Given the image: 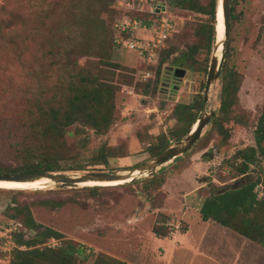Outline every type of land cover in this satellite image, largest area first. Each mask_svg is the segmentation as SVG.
<instances>
[{
    "label": "rangeland",
    "instance_id": "obj_1",
    "mask_svg": "<svg viewBox=\"0 0 264 264\" xmlns=\"http://www.w3.org/2000/svg\"><path fill=\"white\" fill-rule=\"evenodd\" d=\"M93 1L0 0V115L18 114L24 97L37 89L33 76L38 69L43 70L44 84L48 85V92L53 93L57 71L45 66L53 59L51 50L70 42L69 35L77 32L86 9L94 4ZM129 1L133 0H115L114 16L103 15L111 30L114 31L116 18L134 13L126 5ZM212 1L195 0L194 7L190 3L168 1L167 15L176 24V31L165 49L173 46L178 52L169 57L160 72L159 63L157 66L149 65L137 50L114 46L111 59L120 67L116 69L115 76L120 86L116 95L115 122L103 136L80 125L71 126L67 140L73 143L88 135L91 136V147L107 141L111 146L122 148V152L119 157L110 158L106 165H92L85 170L65 173L76 176L84 171L128 169L156 157L148 148L158 142L159 134H166L171 145L187 136L175 138L180 120L174 109L179 103L194 102L198 94L204 96L210 66L208 71L199 70V66L206 64L205 53L196 55L195 66L198 69L195 71L184 63H175L174 59L198 41L196 27L210 16L202 8L208 10ZM236 13V20L230 22L229 43L234 52L230 62L244 74L239 92V112L249 119V126L236 125L230 140L225 141L212 120L199 141L179 159L161 166L154 175L146 173L140 176L136 182L99 187L97 194L80 189L86 186H53L23 192L0 188V264H11L15 244L9 229L22 221L11 218L18 203L30 205L38 222L63 232L68 239L81 245L85 251L77 264H95L98 257L113 263L125 261L129 264L186 261L182 243L190 230L189 224L192 231L201 237L200 248L206 246V238L215 239L210 244L211 250H208L213 252L215 260L210 255L208 258L213 261L207 260V264H264V248L260 243L233 234L228 240L225 227L215 222L203 224L200 221L199 207L211 190L210 183L224 186L238 179L231 156L237 149L254 143V127L264 108V0H240ZM139 33L147 37L151 35L147 31ZM224 40L225 36L219 38L218 34V43L211 58L216 47L221 51L219 45ZM80 62L85 64L88 58L82 57ZM171 66L184 67L186 75L172 82L168 76ZM147 71L152 73L149 79L144 78ZM147 83H150V88L144 93L142 89ZM220 93L221 81L218 80L212 86L207 106L195 107L194 112L201 116L214 108L218 115ZM0 159L10 168L21 164L4 152L0 153ZM250 172L264 180V158L259 166L253 165ZM45 199L64 200L66 203L61 208L51 209L40 204ZM156 228L161 234L156 233ZM61 244L60 241L56 247ZM225 249L227 251L224 252Z\"/></svg>",
    "mask_w": 264,
    "mask_h": 264
},
{
    "label": "trees",
    "instance_id": "obj_2",
    "mask_svg": "<svg viewBox=\"0 0 264 264\" xmlns=\"http://www.w3.org/2000/svg\"><path fill=\"white\" fill-rule=\"evenodd\" d=\"M115 0H94L83 15L82 24L76 33L69 35L68 44L51 50L53 59L46 67L57 71L54 78L53 93L50 94L43 70L38 69L33 76L37 86L32 95L21 101L18 114L0 115V153L12 155L21 164L10 168L0 159V174H21L33 172H62L85 170L92 165H106L110 158L119 157L122 148L111 146L107 141L97 147L90 146L88 135L78 138L73 143L67 140L69 128L80 125L83 129L92 130L96 135L107 134L116 119V95L120 86L115 80L119 65L113 62L112 52L116 44V30L108 24L107 18L114 16ZM165 1V0H164ZM189 2L193 7L195 0H166ZM240 0H232L231 20H236V6ZM96 6L100 7L99 10ZM218 6V9H217ZM217 0H213L207 11L210 16L196 27L198 41L182 50L174 59L175 63H184L195 71L196 55L205 53L206 64L199 66L200 71H208L211 55L218 38ZM133 13L131 15H136ZM115 19L114 23L116 22ZM74 35V36H73ZM115 43V44H114ZM178 50L173 46L163 49L160 54L158 71L167 63L169 57ZM234 55L228 41L227 55L220 75L221 93L218 115L213 119L214 125L221 131L222 139L229 141L236 125L249 126V119L240 110L239 92L244 81V74L231 64ZM88 58L82 64L80 58ZM151 66H157L152 65ZM46 76V75H45ZM56 87V90H55ZM206 87V84H205ZM150 83L142 89L148 92ZM52 89V87H51ZM194 102L179 103L174 109L180 120V129L175 138L188 135L198 116L194 109L202 108L203 94H198ZM15 117H18L16 120ZM253 144L237 149L231 156L238 179L224 186L210 183V191L203 198L199 207L204 221H216L229 227L241 235L264 246V196H260L257 187L264 180L260 176L250 174L252 166L260 165L264 158V108L259 115L253 131ZM171 146L166 134H159V140L148 149L158 156ZM181 157V156H180ZM180 157L175 158L179 159ZM138 181V180H137ZM136 182V181H135ZM106 185L86 186L92 194H97ZM23 192L21 189H4ZM77 203V200H73ZM64 200H41L40 204L51 209L61 208ZM11 218H20L23 225L11 231L15 244L11 264H77L84 249L80 244L51 227L38 222L30 205L17 204L15 214ZM30 231H36L32 234ZM156 233L161 234L156 228ZM55 238L63 244L49 247L46 243ZM95 264H129L125 261L112 262L98 257Z\"/></svg>",
    "mask_w": 264,
    "mask_h": 264
},
{
    "label": "water",
    "instance_id": "obj_3",
    "mask_svg": "<svg viewBox=\"0 0 264 264\" xmlns=\"http://www.w3.org/2000/svg\"><path fill=\"white\" fill-rule=\"evenodd\" d=\"M231 3L232 0H222L223 12H224V36L225 40L223 42V50L221 57L216 55V52L211 58L209 72L206 81L205 93H204V107L207 106L210 101V91L213 84L220 79L223 64L227 55L228 41L230 37V22H231ZM189 4V2H187ZM218 43V38L216 46ZM218 47L215 48L217 51ZM174 73L176 79H182L187 70L182 67H169L168 75L170 76ZM216 109L210 108V111L203 112L194 126L197 124L196 128L191 129L189 134L182 140L178 141L176 144L171 145L161 154L156 156L152 161L139 164L128 169L121 170H111V171H84L79 175H70L62 172H33V173H21V174H0V181H16V182H35L43 178H48L53 182V186L58 188H78L81 183L86 181H115L123 180L126 183H132L140 178V176L149 173L154 175L158 168L165 165L166 163L174 160L177 157L189 152L192 147L199 141L202 137L204 129L212 122L216 117ZM125 183V184H126ZM52 186V187H53Z\"/></svg>",
    "mask_w": 264,
    "mask_h": 264
},
{
    "label": "built area",
    "instance_id": "obj_4",
    "mask_svg": "<svg viewBox=\"0 0 264 264\" xmlns=\"http://www.w3.org/2000/svg\"><path fill=\"white\" fill-rule=\"evenodd\" d=\"M129 11H134L136 15L124 14L117 18L114 23L116 30V44L122 48L135 49L140 56L148 63L157 65L160 54L167 46V41L176 31V24L167 15V1L165 0H133L126 3ZM139 31L151 32L149 37L138 34ZM152 76L151 71L144 75L145 79ZM260 196H264V185L260 184L257 189ZM19 226H17V225ZM9 230L14 231L22 227L16 223ZM60 240L51 238L46 245L56 247Z\"/></svg>",
    "mask_w": 264,
    "mask_h": 264
},
{
    "label": "crops",
    "instance_id": "obj_5",
    "mask_svg": "<svg viewBox=\"0 0 264 264\" xmlns=\"http://www.w3.org/2000/svg\"><path fill=\"white\" fill-rule=\"evenodd\" d=\"M200 221L203 224H208L209 222H215V223L218 224V222L212 221V220L204 221L201 218V215H200ZM220 225H222V224H220ZM222 226L225 227L228 230V231H225L224 232L225 235H228V240H230V238H231V235L230 234L240 236L243 239H249V238L241 235L240 233H238L237 231H235V230H233V229H231L229 227H226L224 225H222ZM188 228L190 230L185 234V237L186 238H185V240H183V243H182V245L185 247L183 249H184V251L186 253V261L182 259L180 263H179V260H178L176 262H173L172 264H186V263L187 264H190V263H194V264H196V263H198V264L204 263V264H207V260H209V261L212 260V259L208 258L210 255H211V257L213 259L215 258V257L212 256V253L213 252L212 251H208V250H211L210 244L213 243L215 241V239L214 240H208L206 238V241H207L206 246H203V248H200L201 237L196 234L197 233L196 231H192L191 224H189V227ZM189 235H190V237H189ZM249 240H251V239H249ZM251 241H253V240H251ZM253 242H255V241H253ZM255 243H257V242H255ZM228 244H230L232 246V243L231 242H228ZM262 247L264 248V246H262ZM224 248H225V246H224ZM216 249H218V248H216ZM225 251H227V250L225 249L224 252ZM199 253H203L204 256L203 255L200 256ZM202 259H203V261H200ZM204 260H206V261H204ZM213 263L218 264L216 262H213Z\"/></svg>",
    "mask_w": 264,
    "mask_h": 264
},
{
    "label": "bare ground",
    "instance_id": "obj_6",
    "mask_svg": "<svg viewBox=\"0 0 264 264\" xmlns=\"http://www.w3.org/2000/svg\"><path fill=\"white\" fill-rule=\"evenodd\" d=\"M220 6L217 14V30L219 34V38L224 37V12L222 0L219 1ZM220 50L217 49L216 55L221 57V53L223 50V44L220 43ZM197 124L194 126L196 128ZM127 181L123 180H115V181H86L81 183V186H96V185H112L118 183H124ZM53 182L48 178H43L41 180L35 182H16V181H0V188L3 189H21V190H34V189H42L47 187H52Z\"/></svg>",
    "mask_w": 264,
    "mask_h": 264
},
{
    "label": "flooded vegetation",
    "instance_id": "obj_7",
    "mask_svg": "<svg viewBox=\"0 0 264 264\" xmlns=\"http://www.w3.org/2000/svg\"><path fill=\"white\" fill-rule=\"evenodd\" d=\"M169 76V75H168ZM169 77H171L172 78V82H175L176 80V77H175V75H174V73H172ZM167 84H169V82H166Z\"/></svg>",
    "mask_w": 264,
    "mask_h": 264
}]
</instances>
